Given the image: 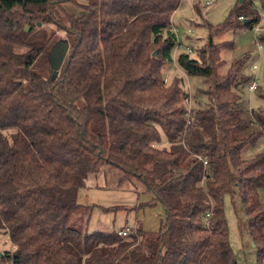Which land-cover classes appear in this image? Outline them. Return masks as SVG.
Instances as JSON below:
<instances>
[{
  "label": "trees",
  "instance_id": "trees-1",
  "mask_svg": "<svg viewBox=\"0 0 264 264\" xmlns=\"http://www.w3.org/2000/svg\"><path fill=\"white\" fill-rule=\"evenodd\" d=\"M254 2L238 1L224 23L205 24L200 46L182 51L180 40L175 53L181 0H0V234L12 243L0 264H238L226 195L264 264V149L243 156L264 137V108L244 106L254 77L244 59L221 73L233 41L216 42L260 23ZM56 31L69 43L58 72ZM174 63L200 80L193 91L184 77L165 81ZM103 168L152 194L141 207L161 204L157 231L70 225L79 190Z\"/></svg>",
  "mask_w": 264,
  "mask_h": 264
},
{
  "label": "rangeland",
  "instance_id": "rangeland-1",
  "mask_svg": "<svg viewBox=\"0 0 264 264\" xmlns=\"http://www.w3.org/2000/svg\"><path fill=\"white\" fill-rule=\"evenodd\" d=\"M238 1L241 0H181L180 7L173 14L172 24L179 30L178 37L183 42L182 51H186V46L191 48L200 46L209 36L205 24L224 23ZM254 4L261 16L258 26L242 28L235 33L228 31L221 38H216V42L233 41L232 48L223 47L221 49L223 61L219 69L221 73H226L232 62L244 59V74L256 77L258 80L260 90L250 92L248 86L243 87L244 106L264 108V45L257 40L258 36L264 33V9L261 0H255ZM65 8L74 14L81 10L79 5L72 3L66 4ZM256 27L260 30L257 31ZM50 29L55 28L50 26ZM56 35L60 37V40H66L65 32L56 31ZM255 64L258 65V69H254ZM175 75L185 78V89L193 91L200 84L198 78L186 77L174 63L167 68V82L169 83ZM162 138L163 144L166 145L164 135ZM262 149H264V137L260 138L255 145L247 146L243 150V156L246 158L254 156ZM120 176L119 170L105 172L104 168L98 174H91L86 181V186L78 192V202L83 205V208L72 214L70 225L90 233L119 231L126 228L135 230L137 227L149 232L157 231L161 219L164 218L161 204L141 207V203L151 200L152 194L139 183L130 180L120 184ZM233 201L239 209L238 213L233 207ZM225 214L228 220L230 242L238 264H256L248 229L241 222L245 220V214L237 197L232 199L230 195H226ZM7 249H12L9 235L0 234V251L3 253Z\"/></svg>",
  "mask_w": 264,
  "mask_h": 264
},
{
  "label": "water",
  "instance_id": "water-1",
  "mask_svg": "<svg viewBox=\"0 0 264 264\" xmlns=\"http://www.w3.org/2000/svg\"><path fill=\"white\" fill-rule=\"evenodd\" d=\"M39 25H41L40 22ZM25 29L26 31H29L30 28L27 26ZM68 49H69V43L67 40L61 39L54 45V47L50 52L51 68L53 70H59L62 67ZM155 54H157V52H155ZM2 254L3 253L0 251V258Z\"/></svg>",
  "mask_w": 264,
  "mask_h": 264
},
{
  "label": "built area",
  "instance_id": "built-area-1",
  "mask_svg": "<svg viewBox=\"0 0 264 264\" xmlns=\"http://www.w3.org/2000/svg\"><path fill=\"white\" fill-rule=\"evenodd\" d=\"M258 26V25H257ZM258 29V27H256V30ZM260 29H258L257 31H259ZM171 31L172 32H174L176 35H177V46H176V49H175V53L179 50V47H181V45H180V39H179V37H178V28L177 27H175V26H173L172 25V27H171ZM254 69H258V65H254ZM165 81L167 82L168 81V79L166 78L165 79ZM258 87H259V84H258V80L256 79V77H254L253 78V80H252V82L250 83V85H249V91L250 92H254V91H257V89H258ZM204 163H205V165L207 164V162L206 161H204ZM209 215V214H208ZM132 232V230L131 229H129V228H126V229H121V230H119L118 231V234L119 235H121V236H126V235H128L129 233H131ZM240 264H242V263H240Z\"/></svg>",
  "mask_w": 264,
  "mask_h": 264
},
{
  "label": "crops",
  "instance_id": "crops-1",
  "mask_svg": "<svg viewBox=\"0 0 264 264\" xmlns=\"http://www.w3.org/2000/svg\"><path fill=\"white\" fill-rule=\"evenodd\" d=\"M173 26H174V24H173Z\"/></svg>",
  "mask_w": 264,
  "mask_h": 264
}]
</instances>
